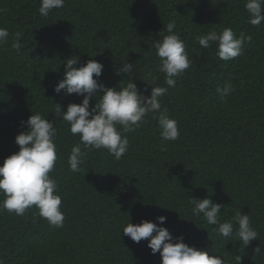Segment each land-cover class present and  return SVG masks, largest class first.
<instances>
[{
  "label": "trees",
  "instance_id": "16d2710c",
  "mask_svg": "<svg viewBox=\"0 0 264 264\" xmlns=\"http://www.w3.org/2000/svg\"><path fill=\"white\" fill-rule=\"evenodd\" d=\"M246 0H65L47 17L40 0H0V27L10 35L0 44V164L19 150L15 137L27 130L21 120L47 114L57 128V161L50 173L58 184L63 227L51 226L35 206L23 216L0 212V259L5 264H161L147 240L133 242L122 232L130 221L159 223L165 216L173 237L237 264H264V22L248 23ZM176 20L191 66L168 87L153 47L158 33ZM225 27L251 36L243 54L218 58L217 45L202 49L196 37ZM20 32L21 51L11 44ZM96 54V55H95ZM89 55H95L90 57ZM77 67L96 59L99 78L116 86L122 61L133 63L134 82L145 95L168 88L162 107L178 122L180 137L161 150L157 120L149 113L133 131H123L128 151L116 160L107 149H82L84 162L73 172L71 148L79 143L55 104L66 110L81 96L54 92L67 58ZM234 90L221 99L217 87ZM99 97L97 96V100ZM96 103L90 100V107ZM224 205L220 220L240 209L258 233L247 247L235 236L214 231L203 215L192 214L190 199L209 196ZM4 197L0 196V200ZM155 234V233H154ZM258 247V251L255 249Z\"/></svg>",
  "mask_w": 264,
  "mask_h": 264
},
{
  "label": "clouds",
  "instance_id": "9594fccd",
  "mask_svg": "<svg viewBox=\"0 0 264 264\" xmlns=\"http://www.w3.org/2000/svg\"><path fill=\"white\" fill-rule=\"evenodd\" d=\"M65 0H40L39 13L47 17L51 10L64 7ZM248 13V23L259 26L264 22V0H246L244 5ZM177 24L172 19L165 26V32H159L160 39L154 40L153 47L159 57L158 71L164 74V81L168 87L176 86V78L187 70L192 60L186 51L185 42L179 33L174 31ZM10 33L0 27V44L7 43ZM20 32L15 33L11 47L19 53L22 44L19 42ZM196 41L202 49L217 45L219 59L228 61L243 54L244 45L251 40L243 32L237 37L236 32L225 27L222 32L215 30L198 35ZM96 55V54H95ZM95 55H89L94 57ZM122 67L115 70V74L122 78L116 86H106L99 78L104 68L103 63L96 59H88L78 67V57L67 58L64 62L63 79L54 85V92L63 91L66 95L81 96L80 103H69L66 110L55 104V115H62L64 121L70 125L69 131L73 136H79V143L71 148L68 157L70 170L80 171L84 162L83 149H107L116 160L128 151L129 140L122 135L123 131H133L145 122L151 113L152 119L157 120L161 150H167L165 142L176 141L180 137L178 122L171 118L168 109L162 107L161 97L165 96L168 88L151 86L150 95H145L134 82L135 69L133 63L122 61ZM234 90L228 82L216 91L221 99L226 98ZM97 96L99 99L97 100ZM96 103L90 107V100ZM28 119L21 120V125H27V130L15 137L19 146L0 164V212L7 211L18 216L33 206L38 214L56 228L63 227L65 215L61 210L62 199L58 194V184L50 173L57 161L56 137L57 128L54 120L47 119V114L32 112ZM83 146V149H82ZM193 205L191 211L194 216L203 215L214 231L225 238L235 236L243 247H247L253 239H258L257 231L252 227L251 218L240 209L234 210L230 219L221 222L220 213L223 204L214 202L210 195L204 198L190 199ZM159 223L143 219L140 223L130 221L123 227V234L133 242L147 240V247L154 255L159 252L161 264H228L222 256L210 255L207 250L190 246L184 242L183 235L173 237L166 227V217L156 218ZM155 233V234H154ZM258 247L255 251H258ZM237 264H241V257H236ZM0 264H5L0 259Z\"/></svg>",
  "mask_w": 264,
  "mask_h": 264
}]
</instances>
